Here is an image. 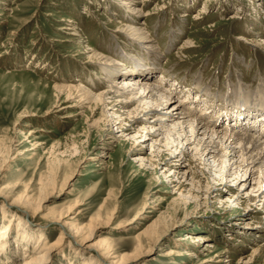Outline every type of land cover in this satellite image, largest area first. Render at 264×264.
<instances>
[{
	"label": "rangeland",
	"instance_id": "374dc122",
	"mask_svg": "<svg viewBox=\"0 0 264 264\" xmlns=\"http://www.w3.org/2000/svg\"><path fill=\"white\" fill-rule=\"evenodd\" d=\"M131 1L141 10L133 24L120 0H0V191L13 189L10 200L24 191L40 199L47 184L51 194L45 209L29 215L4 207L0 200V233L12 225L4 241L7 255L14 264H24L30 254V259L37 257L40 232L49 244L58 241L61 231L68 235L50 218L72 210L70 216L79 225L110 220L90 243L106 239L125 264H264V204L251 201L264 191L246 192L251 186H238V171L219 175L195 162L192 154L167 165L168 149L157 142L165 136L152 130L139 133L143 124L128 133L104 121L90 127L104 119L101 108L83 103L85 108L78 110L75 94L67 99L55 89L82 84L94 94L102 92L105 60L89 59L95 51L106 59L114 54L123 71L132 67L130 57L149 68L155 65L156 81L164 74L171 88L177 80L180 98L190 93L191 98L201 97L203 92L204 103L221 100L216 116L224 107L221 96L264 102V0ZM203 9L206 13L199 15ZM137 21L160 51L155 59L144 56L146 51L136 43L144 38L132 39L126 31L135 29ZM120 82L115 85L122 87ZM130 120L123 123L125 128ZM248 131L264 140L261 133ZM183 161V170L191 165L189 181V171L186 178L185 171H170ZM258 171L251 185L264 178ZM224 177L226 183L220 181ZM193 181L199 182L195 190ZM185 199L187 204L179 205ZM120 222L125 226L117 230ZM138 236L140 256L132 259ZM196 236H205L214 247L205 251L206 244L193 242ZM68 241L41 264H83L92 257L90 250ZM258 249L262 253L250 260ZM185 250L195 257L183 256ZM24 253L27 259L22 261Z\"/></svg>",
	"mask_w": 264,
	"mask_h": 264
},
{
	"label": "bare ground",
	"instance_id": "6f19581e",
	"mask_svg": "<svg viewBox=\"0 0 264 264\" xmlns=\"http://www.w3.org/2000/svg\"><path fill=\"white\" fill-rule=\"evenodd\" d=\"M120 1H122L123 5L126 8H129L128 11L130 13L131 19L130 23L133 24V22H135L137 18L140 17L141 10L136 8L137 6L133 5L131 0ZM205 13L206 11L205 9H203L200 11L199 15H203ZM132 15L135 16L134 19ZM196 19H200V17H196ZM136 24L137 25L134 26L135 29H127V33L132 37V39H135V37L139 36L144 38L143 41L135 39L137 40L136 43H139V45H141L140 47L144 52L146 51L144 56H152L155 59V56L159 55L160 51L152 47L150 37L147 36L144 29L139 26L138 21L136 22ZM117 54L119 53L117 52ZM120 54L122 58H125V54ZM90 55L91 56L89 57V59L94 58L98 59V61L105 60L104 63L102 62V69L105 74V80L107 84L103 85L104 90H102V92L94 94L92 87L87 89L82 84L78 86H55V89L60 97L65 95L67 99H72V96H74L75 94L73 98H78L79 100L74 105V107H77L78 110L84 109L86 104L94 105L97 109L101 108L104 119H102L101 121L99 119V121H94L92 125H90V127H98L100 125V122L104 121V123L106 124L108 122L111 124L113 123L111 127H115L116 125H118V128L122 129L121 132L128 133L131 129L138 127L139 124H143V126H141L142 129L138 131L139 133H142V131H144L146 135H149L152 130L153 132H155V134H157V136L166 137L165 140H157V142L160 143L159 145H162L164 143V147L168 149L169 159L166 162L167 165H171L172 159L178 158V161H181V159H186L188 155L192 154V158L196 159L195 162L202 163L207 169H215V172L219 175H221L223 171H225L226 176H229L231 175V173L238 171L239 173H236V175H238V177L241 176L240 179L242 180L237 182L238 186L242 188L246 187L247 185L248 187L251 186V188L249 190H246V192H254L255 189L264 191V178L260 179V185H251L253 184L252 182H254V176L257 174L255 173L256 170H259L258 172L264 173V140L258 139L257 137L255 138L254 135L247 133L248 130L251 131V128H257L259 124H261L262 127H259L257 129L264 128V115L261 114L260 116L253 118L254 120L251 121V123H253L251 125L252 127L247 126L246 128L245 124H243L241 121L243 117H245V122H247V120H250L251 118L248 119V117L252 113H254V111L252 112L253 108H255V110H258L257 106L246 105L247 102L241 103L242 109H239V107H237V110L236 107L234 109L227 108L226 112L224 110L221 111L222 114L220 116L216 118L211 117L213 120L209 121L206 119L207 114H209L207 111L209 110V108L202 109L200 107L201 103H196L198 101V98L190 97V91L188 92L190 94H188L185 99L180 98V92L178 93L180 87L177 86L176 88L173 85L176 81H174L173 84L170 83L173 86L171 88H169L170 86L168 87L167 85V83L169 82L166 80L167 78H165V75H162V78L158 79L159 81H156L158 68L155 65L154 67L149 68V65L147 66V64L139 61V59L130 57L128 59L130 60L132 67H129L127 71H123L124 68L120 67L123 65L118 64L120 63L119 61L117 63L114 54L113 59L110 58L111 60L108 58L106 59L104 56L95 54V51L91 52ZM117 81H121L120 84H122V87H118L115 85ZM95 85L93 86V88L97 89ZM199 87L201 89V86ZM236 88L238 89V87ZM99 90H101V88ZM78 94H80V97L77 96ZM83 103H85V105H82ZM237 103L238 102H236L235 104ZM233 104L234 100H230L228 106L230 107ZM235 104L233 106H236ZM257 105L260 108H264V104ZM62 110L64 109H60L59 111L62 112ZM223 114L225 115L224 117L226 119H223ZM123 115H126L128 116V119H131L129 121L131 122V124L128 128H125V126H123V123L128 120L123 119ZM229 115L230 117H235L236 119H230ZM239 127L242 128L241 130L243 132L244 130H246V133L235 131L228 134L229 130L233 128L237 129ZM143 155V152L139 155L141 160H144V158H142ZM196 155L198 156V158H196ZM211 160L214 165H212ZM216 164L218 165L215 166ZM178 165V167L174 165L175 168L170 171H185L184 178H186L187 171H189L188 178H186V181H189V178L192 174L191 165H189L188 167L189 170H183L186 167L184 161L179 163ZM150 166H152V164H150ZM1 170L2 169L0 168V180L2 178ZM243 172L244 174H242ZM248 173L250 174V177L244 178L248 175ZM192 180L193 179H191L190 181ZM220 181L226 183L227 179L224 177ZM46 185L42 186L44 194L40 197V199H36L34 195L31 194V192L29 193L27 191H24V193L22 192V194H18L16 195V197L14 196L15 198H12L10 200L9 198H11V192L13 193L14 191L10 187H5L6 190L0 191V200L4 207L10 206L13 209L19 210L28 215L31 211L37 213L38 211H42L43 209H45L44 204L46 203V201L49 202L48 198L51 196V194L47 192ZM198 185L199 182L193 184L192 187L194 186V188L192 189H197ZM227 191L228 193L232 192V190L229 188ZM198 197L192 198H195L196 200ZM185 200L179 202V205L187 204L188 200ZM251 201L264 204V192L261 193L257 198H251ZM236 204H238V202ZM72 212L73 211L70 210L65 215H59V217L57 216V218L55 219L50 218V223L60 224L62 225V227L67 229L69 231L68 235L65 236V233L61 231L58 241L53 244H49L43 238L42 232H40L39 234H41L42 243L39 246L38 252L36 253L37 257H35L34 259H30L33 258V255L30 254V256L32 257H27V259L25 257L28 253H24V255H21L22 261L27 259L24 264H41L42 262L44 263L50 258L52 250H57L59 249V247H63L64 243H66L68 239V242H70L71 246L72 244H77L82 249L90 250V252L93 253L92 257L89 260L83 262V264H125L127 262L125 258L119 259L114 248L111 244H109L110 242L108 243L106 239L98 241L95 244L90 243L93 240L92 238L94 236L102 232L101 227L105 224H109L110 220L107 222H102L98 219L92 221L90 225L87 226L79 225L76 223L78 218L70 216V213ZM36 213H33L32 216ZM123 226H125V224L123 222H120L115 228L117 230H122ZM11 227V222H9L3 228L4 231L0 233V257L5 255L7 259V263L3 262V264H14L16 262L11 260V258L7 255V250L9 248L4 243V241L7 239V235L11 231ZM137 240L139 241V244L135 249V253L132 259L140 256V251L142 248L140 246L142 243L141 236H138ZM206 241L207 239L205 238V236H196V239L193 242L195 244L203 242L207 245L205 251L209 252V248H213L214 246ZM262 251L263 250L259 249L254 250L253 254L250 257V260L255 261V259H257L256 256L258 257L259 254L262 253ZM174 253V251H171L170 254ZM183 256L195 257L193 252H191L190 250H185L183 252Z\"/></svg>",
	"mask_w": 264,
	"mask_h": 264
}]
</instances>
